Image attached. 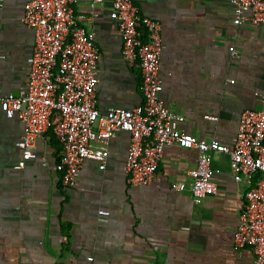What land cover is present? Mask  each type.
<instances>
[{"label": "crops", "instance_id": "obj_1", "mask_svg": "<svg viewBox=\"0 0 264 264\" xmlns=\"http://www.w3.org/2000/svg\"><path fill=\"white\" fill-rule=\"evenodd\" d=\"M27 2L5 0L0 10V100L26 93L35 47L34 31L22 22ZM133 2L161 24L169 109L185 117L188 134L233 147L244 112L264 108V26H236L231 0ZM111 10L112 0L75 4L80 25L96 34L101 112L144 102L141 70L123 58ZM23 134L20 119L7 118L0 104V264H254L250 247L234 245L252 185L235 181L228 154L213 155L218 191L197 204L188 175L196 149L167 146L154 182L134 187L126 171L131 138L123 132L106 146L105 170L85 160L76 186L65 188L52 132L18 168ZM181 183L188 189L177 191Z\"/></svg>", "mask_w": 264, "mask_h": 264}, {"label": "built area", "instance_id": "obj_2", "mask_svg": "<svg viewBox=\"0 0 264 264\" xmlns=\"http://www.w3.org/2000/svg\"><path fill=\"white\" fill-rule=\"evenodd\" d=\"M76 3L28 0L25 4L22 22L35 34L26 93L22 97L9 94L0 100L6 117H18L24 127L18 143L23 161L18 168L34 157L32 149L38 139L52 132L61 146L56 167L61 183L73 188L85 160L97 162L100 170L106 169L110 155L106 146L125 132L131 138L126 171L134 187L154 182L167 146L196 149L198 163L188 173L189 191L200 204L218 191L213 155L228 154L235 181L246 180L252 185L246 193L247 205L234 245L250 247L254 264H264V108L244 112L233 147L188 134L183 129L185 117L171 111L163 98L160 22L141 14L133 0H112L110 16L119 25L122 55L141 70L144 102L133 109L112 107L101 112L97 107L100 51L95 32L80 25ZM4 4L5 0H0V10ZM231 6L236 26H264V0H231ZM187 189L184 183L176 186L179 192ZM99 214L109 216L110 212L101 210Z\"/></svg>", "mask_w": 264, "mask_h": 264}, {"label": "trees", "instance_id": "obj_3", "mask_svg": "<svg viewBox=\"0 0 264 264\" xmlns=\"http://www.w3.org/2000/svg\"><path fill=\"white\" fill-rule=\"evenodd\" d=\"M141 30H143L142 28H140ZM144 37H145V34H144Z\"/></svg>", "mask_w": 264, "mask_h": 264}]
</instances>
